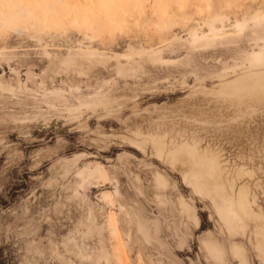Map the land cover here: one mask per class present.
Wrapping results in <instances>:
<instances>
[{"label":"rangeland","instance_id":"rangeland-1","mask_svg":"<svg viewBox=\"0 0 264 264\" xmlns=\"http://www.w3.org/2000/svg\"><path fill=\"white\" fill-rule=\"evenodd\" d=\"M263 84L264 0H0V264H264Z\"/></svg>","mask_w":264,"mask_h":264},{"label":"bare ground","instance_id":"bare-ground-1","mask_svg":"<svg viewBox=\"0 0 264 264\" xmlns=\"http://www.w3.org/2000/svg\"><path fill=\"white\" fill-rule=\"evenodd\" d=\"M252 60H253V63L254 61H261V57L258 56L257 54V56L255 55L253 56ZM257 81H256V85L259 83ZM251 83H254V82H251ZM242 90L244 91V89ZM192 157L194 161H198V163L200 164H203V163L206 164L207 169L205 171L207 172V176H208V178H205L206 177L204 174L205 171L202 168H199L198 170L194 169L192 171V174L194 175V178H195V183H194L195 187L201 193H208L210 191L211 192L214 191L213 192L214 202L220 213L221 218L227 225L230 234L233 235L237 231H243L244 233V231L246 230L245 220L255 216V211L252 209L248 190L245 188H240L237 193H234L233 191L230 192L225 188H221L220 183L217 180V176H218L220 168L218 165V158L216 154H212L206 151L201 152L198 148L193 147ZM194 165H195L194 167H197L196 163H194ZM210 178H212L211 183H210ZM181 206H182L181 211L186 213L189 216V218H192V219L195 218V212H194L193 206L190 207L187 204V202L184 200L181 201ZM141 221L143 220L139 219L137 222L141 223ZM260 233H261L260 237L257 238L256 248L260 252L259 254L261 256H264V227L260 231ZM144 235L147 239L151 238L150 234L147 231H144ZM204 246L209 250V252L216 259V261H222L223 263L226 264V260L224 259V254L221 251L220 244L216 238L206 239L204 241ZM234 251L237 255L244 257V248L242 245L235 244ZM100 259L101 258L98 259L96 264L103 263L102 260Z\"/></svg>","mask_w":264,"mask_h":264}]
</instances>
